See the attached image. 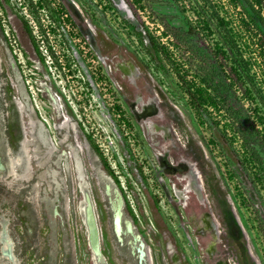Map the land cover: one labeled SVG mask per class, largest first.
<instances>
[{"label": "rangeland", "instance_id": "obj_1", "mask_svg": "<svg viewBox=\"0 0 264 264\" xmlns=\"http://www.w3.org/2000/svg\"><path fill=\"white\" fill-rule=\"evenodd\" d=\"M250 1L264 15V0ZM27 2L0 0V139L11 155L28 150L26 173L20 162L0 177V264H97L79 210L83 187L101 264H264V189L252 179L253 156H264V35L240 4L51 0L61 21L41 10L43 33ZM148 34L189 78L221 65L260 152L246 149L226 111L196 113L174 75L156 69ZM43 140L50 158L40 153ZM190 164L198 178L180 197ZM114 199L122 204L118 230ZM126 219L146 263L123 234Z\"/></svg>", "mask_w": 264, "mask_h": 264}, {"label": "trees", "instance_id": "obj_2", "mask_svg": "<svg viewBox=\"0 0 264 264\" xmlns=\"http://www.w3.org/2000/svg\"><path fill=\"white\" fill-rule=\"evenodd\" d=\"M243 8L247 16L252 20L253 24L263 33L264 35V15L261 10L255 8V5L250 0H236ZM10 2V0H6ZM248 3V6L245 4ZM29 12L33 19L36 21L43 33L46 32L42 19L41 10L47 12V16L50 18L52 23L56 24V21H61V16H56V8L53 7L51 0H28L27 2ZM25 27L28 31L30 39L34 44L35 48L39 51V45L36 41V36L33 31V27L27 20H24ZM131 28L135 29L133 24L129 23ZM138 37L142 44H145L144 38L141 32H138ZM149 42L154 50L157 62L156 69L159 70L164 76L174 77L178 80L179 85L183 88L187 95L189 104L195 109L196 113L200 114L207 110L206 107L211 105L219 108L220 110L226 111L232 122L239 128L240 136L244 141H248L246 149L250 152H260L257 149V141L255 140L256 133L253 130L247 129L242 122L243 114L234 106H232L233 98L235 95V81L233 78L225 74V70L217 62L209 63L206 65L203 74L193 78L187 76V70L183 69L182 66L173 58L166 46L159 40H157L152 34H148ZM227 41V40H226ZM232 48V46H230ZM240 66L241 64L237 62ZM242 68V67H241ZM241 79L246 80L250 86L254 85L249 73H239ZM93 148L97 154L101 157L104 167L110 170V166L101 152L98 145L94 142L91 136H88ZM254 168L252 169L253 182L260 185L264 189V156L257 154L253 156ZM116 182L120 184L117 176H114Z\"/></svg>", "mask_w": 264, "mask_h": 264}, {"label": "bare ground", "instance_id": "obj_3", "mask_svg": "<svg viewBox=\"0 0 264 264\" xmlns=\"http://www.w3.org/2000/svg\"><path fill=\"white\" fill-rule=\"evenodd\" d=\"M121 68H122L124 73H126L128 71L127 68H125L124 66H121ZM22 125H24V124H22ZM155 129L156 130L160 129L161 132H163L162 131L163 127H157L156 126V128H154V130ZM24 130H26V129H24ZM32 138H34V137H32ZM44 140H43V143H44L43 148H42V150H40V149L39 150L42 151V152H40L41 155L49 157L53 153L54 150L51 147H49L48 144ZM27 152H28L27 148L22 146L21 149L19 150V152H16L14 155H11L5 140L3 138H1L0 139V177L1 178H5L7 176V174H10V173L13 174L14 171H15V167L17 168L18 167L17 164H19L20 162L22 163L21 167H22L23 174L26 173L27 172V168H26V163L27 162H25V161H27V157H28V153ZM189 167H190L189 170L181 177L182 180H186L185 184L183 185V188L181 190L180 189L176 190L177 194L180 197H182L184 192L186 193V192L191 191V190L194 189V187H195L194 184L196 183V179L198 178V176L196 175V172L194 170V167L191 164H190ZM82 190H83L82 191L83 192L82 193L83 194V199L80 201L79 210H80V212H81V214L83 216V219H84V222H85V225H86V228H87L89 244H90L91 248L93 249L95 260H96L97 264H101L100 263V261H101V252H100V250L98 248L99 245H100V237L98 239L97 233L95 231L96 230V227H95V218L96 217L94 215V211H93V208H92V201H91L89 192L86 190V188L83 187ZM47 202L49 204H53V209H54L55 206H54V203L52 202V200H48L47 199ZM112 211H113V217H114V226H115V229L118 230L119 229V225H120L119 224V220H120V218L122 216V204L119 201H117L116 199H114L112 201ZM96 222H97V220H96ZM123 234L125 235V237H126L128 243H129L131 249H134L136 251V253L139 255V257L141 258L142 262L146 263L147 249L145 247V244L140 239V237L137 236V234H136V232L134 230V227L132 226L131 222L129 220H127V219L124 221ZM12 261H13L12 264H18L16 260L13 259Z\"/></svg>", "mask_w": 264, "mask_h": 264}, {"label": "water", "instance_id": "obj_4", "mask_svg": "<svg viewBox=\"0 0 264 264\" xmlns=\"http://www.w3.org/2000/svg\"><path fill=\"white\" fill-rule=\"evenodd\" d=\"M95 227H96V233H97V236H98V239H99V229H98V224H97V222H96V218H95ZM99 250H100V245H99Z\"/></svg>", "mask_w": 264, "mask_h": 264}]
</instances>
